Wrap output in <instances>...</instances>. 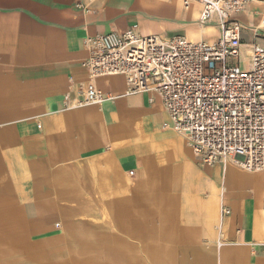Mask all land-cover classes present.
<instances>
[{"label": "crops", "instance_id": "0c3cea01", "mask_svg": "<svg viewBox=\"0 0 264 264\" xmlns=\"http://www.w3.org/2000/svg\"><path fill=\"white\" fill-rule=\"evenodd\" d=\"M75 4L0 0V245L21 264H264V171L203 164L160 97L126 95L123 76L96 80L115 96L101 105L63 101L89 81L88 35L136 26L215 42L220 28L199 22L198 2ZM234 17L244 43L264 33L263 2ZM223 206L229 243L205 258L198 242L215 238Z\"/></svg>", "mask_w": 264, "mask_h": 264}, {"label": "built area", "instance_id": "2783aa9c", "mask_svg": "<svg viewBox=\"0 0 264 264\" xmlns=\"http://www.w3.org/2000/svg\"><path fill=\"white\" fill-rule=\"evenodd\" d=\"M254 1L184 0L186 9L191 2L202 5V25L220 28L215 42L192 41L181 34L144 35L136 26L88 35L84 45L89 55L82 66L89 81L67 92L64 106L84 107L114 99L96 86V80L123 76L127 95L160 97L171 127L186 137L203 164L213 166L230 159L247 170L264 171V38L244 43L246 27L234 17ZM91 2L76 0L75 5L89 13ZM253 36L260 37L257 29ZM230 213L228 207L223 209L224 216ZM222 226L223 222L217 226L221 241L225 239Z\"/></svg>", "mask_w": 264, "mask_h": 264}, {"label": "rangeland", "instance_id": "374dc122", "mask_svg": "<svg viewBox=\"0 0 264 264\" xmlns=\"http://www.w3.org/2000/svg\"><path fill=\"white\" fill-rule=\"evenodd\" d=\"M260 33H262V35H264L263 32L260 31ZM245 62H247L246 58H245ZM214 231H215V234H216L214 239H212V238H204L203 240H199V242H198V247H199V249L201 251H203L202 254H204L205 258H207L206 254H208L209 251L212 248H215L218 251V250L221 249V246L223 244L225 246L226 243H229V240H228V237H227L226 226L224 228V231H226L225 239L222 240V241L219 239V232H218V229H217V223L214 225ZM13 255L11 253H7L5 251V246L4 245H0V264H12L13 261H14V263H15V261L17 262L15 264H21V259H17L19 262L17 260H15L16 256H18L20 258L21 254L19 253V254H16V255L13 254ZM61 255H62L61 261L64 262L66 260L65 259L66 258V254H61ZM67 255L69 256L70 254L67 253ZM209 256L211 257L212 260H214V258L210 254H209ZM13 257L15 259H13ZM192 257H193V254L190 253V258H192ZM67 264H71V263H67Z\"/></svg>", "mask_w": 264, "mask_h": 264}, {"label": "bare ground", "instance_id": "6f19581e", "mask_svg": "<svg viewBox=\"0 0 264 264\" xmlns=\"http://www.w3.org/2000/svg\"><path fill=\"white\" fill-rule=\"evenodd\" d=\"M254 2H263L264 3V1H262V0H256V1H254ZM191 5V4H190ZM189 8H190V6H189ZM255 29H257V31H258V33H259V29L258 28H255ZM109 33V32H108ZM145 35V34H144ZM259 35H260V33H259ZM253 38H254V36H253ZM259 38V37H258ZM258 38H254V41H258ZM189 39V38H188ZM191 40V39H190ZM193 41V40H192ZM253 41V42H254ZM249 52V48H247V50H244V52H245V55H246V52ZM247 62H248V60H247ZM246 62V63H247ZM96 84V83H95ZM96 86H97V84H96ZM98 87V86H97ZM99 88V87H98ZM100 89V88H99ZM101 90V89H100ZM102 91V90H101ZM103 92V91H102ZM104 93V92H103ZM126 93V92H125ZM110 95V94H109ZM127 95V94H126ZM111 96H113V95H111ZM107 101V100H106ZM106 101H104L103 103H105ZM103 103H101V104H103ZM101 104H93V105H101ZM88 106H92V105H88ZM84 107H87V106H84ZM74 108V107H73ZM75 108H82L81 106H76ZM178 133V132H177ZM179 134H181V133H179ZM183 135V134H182ZM187 140V139H186ZM188 144V143H187ZM189 146V145H188ZM190 147V146H189ZM191 148V147H190ZM192 149V148H191ZM193 150V149H192ZM226 162H234V163H236L235 161H232V160H230V159H227L226 161H224L223 163H226ZM236 164H238V163H236ZM239 165V164H238ZM240 166V165H239ZM242 167V166H241ZM243 168V167H242ZM245 169V168H244ZM247 170V169H246ZM249 171H252V170H249ZM254 172H259V171H254ZM225 207H228V206H223L222 207V211H221V222H223V229L225 228V225H224V220L231 214H229L228 216H224L223 215V209L225 208ZM229 209H230V207H228ZM231 210V209H230ZM224 219V220H223ZM220 222V223H221ZM219 223V224H220ZM218 224V225H219ZM217 225V226H218ZM225 234H226V231H225ZM224 245V244H223Z\"/></svg>", "mask_w": 264, "mask_h": 264}]
</instances>
